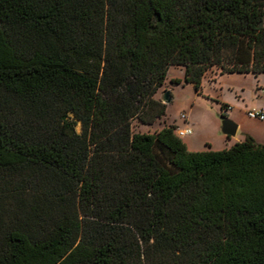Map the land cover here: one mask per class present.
Returning a JSON list of instances; mask_svg holds the SVG:
<instances>
[{"label":"trees","instance_id":"16d2710c","mask_svg":"<svg viewBox=\"0 0 264 264\" xmlns=\"http://www.w3.org/2000/svg\"><path fill=\"white\" fill-rule=\"evenodd\" d=\"M171 66L264 74V0H0V264H264V143L190 150Z\"/></svg>","mask_w":264,"mask_h":264},{"label":"rangeland","instance_id":"374dc122","mask_svg":"<svg viewBox=\"0 0 264 264\" xmlns=\"http://www.w3.org/2000/svg\"><path fill=\"white\" fill-rule=\"evenodd\" d=\"M184 72V68L175 66L168 70L165 87L171 89L172 101L166 104V116L163 121L177 128L192 129V134L182 138L190 149L200 151L207 147V142L217 146L225 139L235 142L243 135L241 131L238 132L237 138H227L223 134L220 117L223 103L230 107L226 112L227 116L238 117L249 133L259 140H264V120L252 118L247 114L250 109L264 107V74L256 76L250 73H225L211 81L209 79L214 77V73L209 72L202 80V90L199 94L192 83L171 84L173 78H183ZM163 124L159 120L153 125L142 124L138 129L144 132L154 131Z\"/></svg>","mask_w":264,"mask_h":264},{"label":"water","instance_id":"95a60500","mask_svg":"<svg viewBox=\"0 0 264 264\" xmlns=\"http://www.w3.org/2000/svg\"><path fill=\"white\" fill-rule=\"evenodd\" d=\"M160 100L164 103H170L172 101L171 89L165 88L161 95ZM221 130L226 136H235L237 134L239 124L231 119L227 115H221Z\"/></svg>","mask_w":264,"mask_h":264},{"label":"crops","instance_id":"0c3cea01","mask_svg":"<svg viewBox=\"0 0 264 264\" xmlns=\"http://www.w3.org/2000/svg\"><path fill=\"white\" fill-rule=\"evenodd\" d=\"M178 78H180V77H178ZM165 88L166 87L164 86L161 89V91H163ZM231 118L233 120H235L239 124V128H238L237 134L235 136H227V138H229V137L237 138V135H238L239 131H241L243 135H241V137H238L237 140H235V142L228 141V139H225L223 142H220L221 144L219 143L217 146H215L212 142H207V144H206L207 147L205 149H203V150H207V149L220 150V149L228 148V147L232 146L233 144H235L237 142L243 141L247 135H250V136L254 137L251 133H249V130L247 128L242 126V124H241V122H240L238 117H231ZM254 139L257 140L260 143H264V140H259L258 138H255V137H254ZM186 145L189 148L188 143H186ZM190 150L197 151L195 148L194 149H190Z\"/></svg>","mask_w":264,"mask_h":264},{"label":"built area","instance_id":"2783aa9c","mask_svg":"<svg viewBox=\"0 0 264 264\" xmlns=\"http://www.w3.org/2000/svg\"><path fill=\"white\" fill-rule=\"evenodd\" d=\"M248 116L252 117V118H257L260 120H264V108H253L248 110L247 112ZM192 129L190 127H186V128H177L175 130V133L178 137L183 138L186 135L192 134Z\"/></svg>","mask_w":264,"mask_h":264}]
</instances>
